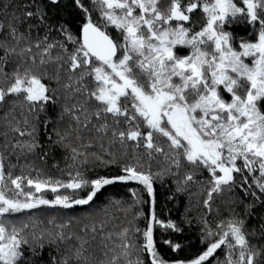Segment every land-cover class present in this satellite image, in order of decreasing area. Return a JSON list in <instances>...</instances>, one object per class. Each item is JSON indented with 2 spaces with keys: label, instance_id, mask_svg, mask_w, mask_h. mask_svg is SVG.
<instances>
[{
  "label": "snow or ice",
  "instance_id": "obj_1",
  "mask_svg": "<svg viewBox=\"0 0 264 264\" xmlns=\"http://www.w3.org/2000/svg\"><path fill=\"white\" fill-rule=\"evenodd\" d=\"M69 4L75 28L52 15ZM42 133L65 150L67 179L36 166ZM166 180L203 196L194 258L158 248V226L184 231L158 216ZM117 184L128 199L72 213ZM258 204L264 0H0V264H264V215L248 226Z\"/></svg>",
  "mask_w": 264,
  "mask_h": 264
},
{
  "label": "trees",
  "instance_id": "obj_2",
  "mask_svg": "<svg viewBox=\"0 0 264 264\" xmlns=\"http://www.w3.org/2000/svg\"><path fill=\"white\" fill-rule=\"evenodd\" d=\"M65 2L69 3V0H65ZM52 15L54 18L60 19L61 21L67 20L70 24H72L73 28L79 26L82 19L76 11L71 8L70 4L67 9L59 12L53 11ZM232 30L238 38H248L250 36L249 27L243 23L234 25ZM58 111V109H49L48 115L52 119H55ZM52 134L51 128H49L48 135ZM41 141L45 145V151L48 152V155L44 161H41L39 157H36L34 159L36 166L39 169H43L47 175L67 179V176L62 174V172H66L68 170V162L65 160V150L56 146L50 147V142L47 140L44 133L41 134ZM13 162H15V158H13ZM21 163H24V161L21 160ZM56 164H59V169L53 167ZM18 171L19 170L17 169L16 172L18 173ZM132 186L136 187V185ZM175 188L176 185L171 180H166L163 185L160 183L156 184L158 202L157 212L159 218L165 222L171 220L175 223H179L184 229L182 233H177L170 229H162L159 226L156 228L155 237L158 248L161 254L169 261H175L177 258L185 260L194 258L204 247L201 243V226L197 220V218L200 215H203L205 211L202 205L203 196L202 194L191 195L189 198L188 193L178 194L175 192ZM190 192L197 193V187L193 186L190 189ZM48 195L49 197L51 196L50 193H48ZM129 195V187L127 185H111L98 194L93 206H77L71 211L77 216L88 215L89 213L98 211L100 208L105 206L110 199H128ZM229 195L230 194L226 192L222 198L218 197L215 200V205H218L221 208L224 216L227 215V212L224 211L223 200L228 199ZM198 201H200V203H198ZM143 210L145 213H148V205H145ZM261 215H264V209H261L258 204L254 215L249 218L248 226L250 228H258L260 222L259 218ZM185 216L192 221L191 225L184 222ZM210 219H212V217H210ZM216 219H218V217ZM141 226H143L142 222ZM164 239H170L174 242L181 243V250L179 252L173 251L167 244L163 243ZM47 259V255L43 257V264H47ZM221 259H223L222 256Z\"/></svg>",
  "mask_w": 264,
  "mask_h": 264
}]
</instances>
